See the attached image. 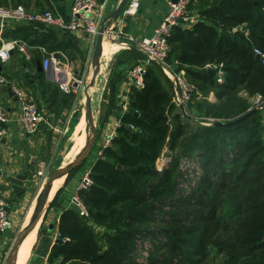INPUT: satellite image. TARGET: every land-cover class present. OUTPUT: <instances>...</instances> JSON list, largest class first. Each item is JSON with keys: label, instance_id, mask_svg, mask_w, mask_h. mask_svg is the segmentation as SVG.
Here are the masks:
<instances>
[{"label": "trees", "instance_id": "1", "mask_svg": "<svg viewBox=\"0 0 264 264\" xmlns=\"http://www.w3.org/2000/svg\"><path fill=\"white\" fill-rule=\"evenodd\" d=\"M188 10L196 22L174 28L167 40L168 63L183 68L193 88L188 112L236 120L250 108L240 92L264 99V65L253 53L264 54V0H194ZM126 54L129 68L143 58L135 48ZM173 94L153 63L143 87L131 89L110 146L92 163V184L78 191L89 218L73 206L60 215L47 264H206L217 257L221 264H264V110L229 128L192 131ZM196 156L202 173L185 192L183 172Z\"/></svg>", "mask_w": 264, "mask_h": 264}, {"label": "crops", "instance_id": "2", "mask_svg": "<svg viewBox=\"0 0 264 264\" xmlns=\"http://www.w3.org/2000/svg\"><path fill=\"white\" fill-rule=\"evenodd\" d=\"M96 1L104 5L102 21L117 8L121 0ZM139 1L140 7L135 16L128 18L121 16L110 23V26L116 27L115 31L121 29L137 39L150 36L167 12L169 3L176 0ZM72 3L73 0H0V6L23 5L31 12L50 11L54 16L64 20L69 19ZM14 40L25 44V55L14 49L10 52L7 61L0 60V73L7 80L0 87V107L8 116V122L3 126L6 134L0 136V175L3 179L2 189L9 196L11 218L10 228L0 234V264H7L11 247L20 231L28 225L37 198L45 184L56 170L69 164H64L59 154L62 153V147L64 151L67 149L65 142L72 134L74 138L75 130L81 120L84 121L87 136L80 152L92 135V128L87 122L85 93L90 81L86 83L85 79L87 80L88 73L91 74L93 68L94 45H90L89 37L80 31L67 32L38 23L10 21L0 24V48L4 43ZM47 49L52 50L61 64L55 67L56 69L50 67L45 72L43 68L40 71L37 64L42 66V59L48 52ZM131 49L133 47L125 43H115L110 36L104 37L100 69L94 84L88 89L95 131L94 143L87 158L81 164L80 171L73 178L66 183L67 175L54 182L47 203L50 205L56 193L62 189L57 201L58 205L51 209L49 205L44 208L33 229L35 236L38 224L41 222L48 233L54 235L52 242H55L60 215L73 208L70 200L76 191L81 174L91 167L97 158L100 144L119 123L118 115L127 111L130 65L126 61V52ZM66 75L72 82L73 90L69 94L60 88V83L66 79ZM13 87L31 96L45 118L46 123L41 125L35 134L27 135L22 130L19 122V101L15 94H10ZM207 100L211 102L209 98ZM18 175H27V178L23 181V193L15 195L6 177ZM30 212L32 214L28 217ZM32 247L33 243L31 249Z\"/></svg>", "mask_w": 264, "mask_h": 264}, {"label": "built area", "instance_id": "3", "mask_svg": "<svg viewBox=\"0 0 264 264\" xmlns=\"http://www.w3.org/2000/svg\"><path fill=\"white\" fill-rule=\"evenodd\" d=\"M192 1L194 0H176L175 2H170L167 12L158 26L154 28L150 36L137 39L121 29L107 35L110 36L115 43H125L130 47L132 46L143 56L139 62L128 69V77L130 80L129 93L132 88L141 89L144 84V75L147 69L153 63L158 64L164 75L173 85L174 94L172 96V103L175 105L181 116L187 118L188 116H191L188 112V104L192 100V88L187 83L185 70L180 68L178 71H174L172 65L168 63L167 56L169 45L167 40L174 28L191 26L196 22V16L191 14L188 10ZM103 7L104 5L98 4L96 0H73L69 19L64 20L60 17L54 16L50 11L31 12L23 5L0 6V24L16 21L20 23H38L49 27H57L60 30L67 32L80 31L89 37V43L92 46L94 45L98 34L100 21L103 16ZM139 7V0H131L124 9L122 17L128 18L135 16L138 13ZM240 29L241 27L234 30L238 31ZM14 49L25 55V44L14 40L6 42L1 46L0 52H3L4 55L0 56V60L2 62L7 61L10 52ZM253 53L261 60L262 65H264V54L262 51L253 49ZM60 64L61 62L58 61L54 53H45V57L42 60V68L44 70H49L50 67L57 68ZM214 68H216L217 71L216 81L222 83L224 73L221 65L215 66ZM6 82V77L0 73V87ZM60 88L66 94L72 92V82L68 75H66V79L60 83ZM12 91L19 101V122L23 132L27 135L35 134L40 129L41 125L46 123L45 118L40 113L36 102L31 96L17 87H13ZM242 92H240V95L243 94ZM208 98L213 103L216 101L212 94L208 96L207 99ZM252 100L254 103L250 106L249 111L256 108L264 110V99L261 96L255 95L252 97ZM193 118L195 119L194 116ZM205 121L209 126L217 122L210 117L205 118ZM7 122L8 116L2 107H0V136L6 134L3 126ZM118 126L119 123L116 124V127ZM129 127L132 128L131 126ZM115 129L110 131L107 134L106 139L100 144L97 157H101L103 151L110 146L112 139L116 135ZM165 162H167V158L162 157L161 163L163 164ZM183 164L188 165L189 162L186 160ZM91 184V169L88 168L81 174L77 183L76 191L72 194L70 200L72 206L75 207L78 215L82 218H89V212L79 199L78 191L86 190ZM2 185L3 179L0 175V234L6 232L11 225L9 196L8 193L2 189ZM55 234L56 237L59 236L57 232ZM62 242H64V240H62Z\"/></svg>", "mask_w": 264, "mask_h": 264}, {"label": "water", "instance_id": "4", "mask_svg": "<svg viewBox=\"0 0 264 264\" xmlns=\"http://www.w3.org/2000/svg\"><path fill=\"white\" fill-rule=\"evenodd\" d=\"M130 1L131 0H121L119 5L117 6V8L114 11H112L109 15H107L101 21L99 29H98V34H97V37H96V40L94 43V50H93V55H92V67L93 68H92V73H91L89 85L85 89V93L87 95L86 96L87 97V107H86L87 122L92 128V135L88 139L87 144L85 145L84 149L79 153L77 158L74 161H72L71 163L67 164L65 167L56 170L54 172V174L52 175V177L45 184L43 190L41 191L40 195L37 198V202H36V205H35V208L33 211V215L30 219V222L28 223V225H26L20 231V233L18 234V237L16 238V240L13 243V246L11 247V250L9 252L8 259H7V264H13L14 260L17 258V254H18L20 245H21L22 241L24 240L26 234L28 232H31L35 228L36 224L38 223V221L40 219V216H41L44 208H46L49 205V203H47V201H48L49 194H50V191L52 189L54 182L61 179L62 177L67 176L72 169L80 166L84 162V160L87 158V156H88V154L92 148V145H93L94 140H95V131H94L93 118H92V113H91V102H90V97L88 96V89H90L92 87V85L94 84V80H95L96 75L100 69V58L102 56V45L104 42V37L116 30V27L110 26V23L115 22L116 20H118L122 16L124 9L126 8V6L128 5V3ZM37 68L40 71L43 70L42 66L40 64H37ZM47 71L48 70H45V72H47ZM10 92H11L10 93L11 95L14 94L12 91H10ZM259 110H260V108H256V109L249 111L244 116H242L236 120L228 121V122H216L214 124L217 127L229 128V127H232V126L238 124L241 121H244L245 119H247L251 115L258 112ZM117 168H120V166H118ZM26 178H27V175H18L15 177L7 176L6 177L7 181L11 184V189L13 190V193L15 195H19L20 193H23L24 189L22 188V185H23V181L26 180Z\"/></svg>", "mask_w": 264, "mask_h": 264}, {"label": "rangeland", "instance_id": "5", "mask_svg": "<svg viewBox=\"0 0 264 264\" xmlns=\"http://www.w3.org/2000/svg\"><path fill=\"white\" fill-rule=\"evenodd\" d=\"M106 60V59H104ZM101 77V75H100ZM91 78V74L88 73V78L87 80L85 79V82L87 83ZM188 85L192 88V85L187 81ZM193 89V88H192ZM242 97H244L249 106H252L254 103L252 100V97L246 95V92H242ZM211 94H209L210 96ZM213 95V94H212ZM190 114V113H189ZM192 116V115H191ZM188 116V121L185 120V117H183V120L190 123L192 127V131L196 128L198 125H203V126H209L207 125L208 123L205 121V116L201 115L198 117L193 118V116ZM182 117V116H181ZM81 123V124H80ZM76 128L74 133V138L73 134L70 136L71 138L67 139L65 142V146L67 145V149L64 151V147L61 148V152L59 156L61 157V161L65 162L64 164L70 163L74 161L77 158L78 153L80 152L81 146L84 145L85 139L87 136V133L85 131L84 127V121L81 120ZM69 145V147H68ZM195 157V156H194ZM196 156V159L193 162H190L189 168H187V173L184 171L183 176H182V182L180 187H182L185 192H187L192 186L196 185V183L199 180V177L202 173V166L201 164H197L196 161L198 160ZM186 173V174H185ZM62 183V182H61ZM58 184V183H57ZM56 184V186H57ZM61 187V184L59 185ZM96 233V232H95ZM98 237V235H96ZM53 238L54 235L52 236L51 234L48 233L47 228L41 224V222L38 224V230L36 236H34L33 240V247L31 249L30 255L28 257V260L26 261L25 264H47V255H48V247L53 243ZM145 255L146 253H142V255ZM212 256V255H211ZM140 262H143L144 259L141 258L139 259ZM206 264H221L220 263V258L217 257L213 261H209Z\"/></svg>", "mask_w": 264, "mask_h": 264}, {"label": "bare ground", "instance_id": "6", "mask_svg": "<svg viewBox=\"0 0 264 264\" xmlns=\"http://www.w3.org/2000/svg\"><path fill=\"white\" fill-rule=\"evenodd\" d=\"M81 124V123H80ZM32 214V212L29 213L28 217ZM28 219V218H27ZM27 220L25 221V225H26ZM30 222V220H29ZM28 222V223H29ZM34 230H32L31 232H28L24 238V240L22 241L18 254H17V258L14 260L13 264H24L25 261L27 260V257L29 255V252L31 250V246L34 240Z\"/></svg>", "mask_w": 264, "mask_h": 264}, {"label": "clouds", "instance_id": "7", "mask_svg": "<svg viewBox=\"0 0 264 264\" xmlns=\"http://www.w3.org/2000/svg\"><path fill=\"white\" fill-rule=\"evenodd\" d=\"M4 54H3V52H0V56H3ZM6 58V57H5Z\"/></svg>", "mask_w": 264, "mask_h": 264}]
</instances>
